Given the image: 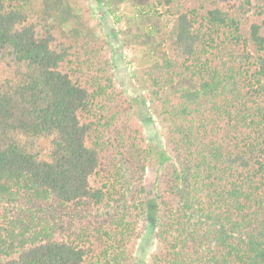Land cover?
I'll return each instance as SVG.
<instances>
[{
  "label": "trees",
  "instance_id": "obj_1",
  "mask_svg": "<svg viewBox=\"0 0 264 264\" xmlns=\"http://www.w3.org/2000/svg\"><path fill=\"white\" fill-rule=\"evenodd\" d=\"M30 2L0 0V264H134L149 222L138 264H264V0H96L139 11L121 44L171 159L150 185L81 4Z\"/></svg>",
  "mask_w": 264,
  "mask_h": 264
},
{
  "label": "rangeland",
  "instance_id": "obj_2",
  "mask_svg": "<svg viewBox=\"0 0 264 264\" xmlns=\"http://www.w3.org/2000/svg\"><path fill=\"white\" fill-rule=\"evenodd\" d=\"M33 3L35 0H28ZM82 10L87 14L90 24L95 28L96 33L104 41V54L113 62L112 71L118 90L124 93L125 98L136 105V119L143 127L146 137V144L152 150L146 170L145 182L147 185L154 183L168 161V152L165 148V138L162 129L155 118L145 116L148 103L142 98L139 85L135 80L136 62L142 54L141 47H125L121 44V28L141 21L137 7L123 5L121 9L111 14L106 7L98 5L96 0H77ZM158 15L163 25L170 27L171 20L162 11ZM164 15V16H163ZM34 19H37L35 16ZM148 114L149 111H147ZM159 247L155 239V229L152 223H148L142 237L137 241L135 249V262L148 261L151 254L158 251Z\"/></svg>",
  "mask_w": 264,
  "mask_h": 264
}]
</instances>
